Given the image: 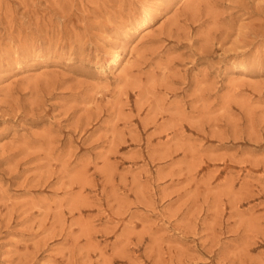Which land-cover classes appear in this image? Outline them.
Returning a JSON list of instances; mask_svg holds the SVG:
<instances>
[{"label":"rangeland","instance_id":"1","mask_svg":"<svg viewBox=\"0 0 264 264\" xmlns=\"http://www.w3.org/2000/svg\"><path fill=\"white\" fill-rule=\"evenodd\" d=\"M0 264H264V0H0Z\"/></svg>","mask_w":264,"mask_h":264},{"label":"bare ground","instance_id":"2","mask_svg":"<svg viewBox=\"0 0 264 264\" xmlns=\"http://www.w3.org/2000/svg\"><path fill=\"white\" fill-rule=\"evenodd\" d=\"M159 3V2H158ZM158 6V4H157ZM153 8L152 7H148L145 11H144V14L142 16L141 19H139L136 24H135V31L137 32V30L141 29V28H146V26L148 25V22H149V19L151 18V16L153 15ZM128 30V29H127ZM133 30V29H132ZM147 32V31H145ZM113 52V51H112ZM119 59V55L116 54V55H113L112 58H111V61L112 63H117ZM103 62V61H102ZM105 65V64H104ZM241 68V67H240ZM105 76V75H104Z\"/></svg>","mask_w":264,"mask_h":264}]
</instances>
